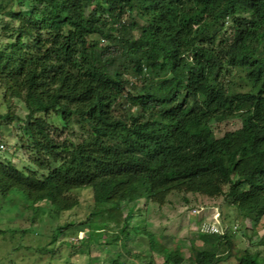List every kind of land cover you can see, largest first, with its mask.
I'll list each match as a JSON object with an SVG mask.
<instances>
[{
	"label": "trees",
	"instance_id": "obj_1",
	"mask_svg": "<svg viewBox=\"0 0 264 264\" xmlns=\"http://www.w3.org/2000/svg\"><path fill=\"white\" fill-rule=\"evenodd\" d=\"M6 1L0 124L21 131L12 155L26 147L30 156L20 167L0 150V207L18 196L61 213L79 204L72 191L91 188L86 227L108 236L114 222L108 243L122 247L133 232L146 236L147 264L185 256L129 225L122 205L139 185L159 202L173 190L224 195L243 220L264 218V0ZM14 98L24 116L11 109ZM235 119L240 126L218 136L216 126ZM209 235L195 264L232 255L218 253L223 244L232 251V227ZM237 260L264 264V255L247 249Z\"/></svg>",
	"mask_w": 264,
	"mask_h": 264
},
{
	"label": "rangeland",
	"instance_id": "obj_2",
	"mask_svg": "<svg viewBox=\"0 0 264 264\" xmlns=\"http://www.w3.org/2000/svg\"><path fill=\"white\" fill-rule=\"evenodd\" d=\"M8 8L9 3L0 0V31L7 18L3 17V12ZM3 41L0 34V45ZM241 75L243 73L236 71L232 78L237 88ZM4 102L3 89L0 87V112L8 111ZM11 102L13 111L22 116L27 113L22 102L15 98ZM52 120L50 118V121ZM16 126L17 124H0V144L5 145H0V150L22 167L28 165L30 151L24 147L17 153L20 157L12 155L14 149L9 147L10 145H23L21 131ZM239 126L237 119L224 122L216 126L217 131L219 130L217 134L220 136L225 131ZM225 191L227 192V186ZM146 192L147 187L144 185H139L133 190L135 199L122 205L124 216L127 217L129 225L147 227L154 232L157 235V244H164L181 252L185 256L183 264H195V252L200 250L205 240L211 236L202 232L200 225L213 221L214 216L218 214L221 228L225 231L226 228L232 227V231L237 234L232 251L228 250L226 244L218 249V253L223 256H229L232 252V255L220 264H239L237 255L243 254L247 249L251 252L261 250L264 255V244L261 243V238L264 237V218L259 222L243 220L239 209L229 204L224 195L210 197L173 190L159 202L149 200ZM72 194L79 199V204L61 213H57L53 209L54 206L45 200L33 206L26 198L23 200L18 196L2 200L0 264H147L154 253L146 236L133 232L126 240V247L109 244L108 236L117 228L114 222L111 223L112 230L108 236L104 234L99 237V234L105 232L102 226L93 224L91 229L86 227L94 208L93 190L76 189ZM70 222H75L78 227H85L76 234L61 235L58 228ZM54 236L55 242L52 241ZM86 237L93 240L89 246L80 242ZM212 249L215 250V247ZM155 257L158 263H163L159 254L155 253Z\"/></svg>",
	"mask_w": 264,
	"mask_h": 264
},
{
	"label": "built area",
	"instance_id": "obj_3",
	"mask_svg": "<svg viewBox=\"0 0 264 264\" xmlns=\"http://www.w3.org/2000/svg\"><path fill=\"white\" fill-rule=\"evenodd\" d=\"M219 214L214 216L213 221H206L201 223L200 230L206 234H222L224 230L221 228L219 221Z\"/></svg>",
	"mask_w": 264,
	"mask_h": 264
}]
</instances>
